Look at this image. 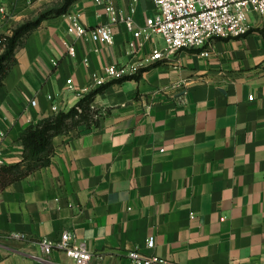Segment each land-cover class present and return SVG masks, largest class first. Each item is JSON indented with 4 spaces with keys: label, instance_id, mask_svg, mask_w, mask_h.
I'll return each instance as SVG.
<instances>
[{
    "label": "crops",
    "instance_id": "1",
    "mask_svg": "<svg viewBox=\"0 0 264 264\" xmlns=\"http://www.w3.org/2000/svg\"><path fill=\"white\" fill-rule=\"evenodd\" d=\"M62 1L0 0L1 31ZM114 2L125 15L135 8L137 25L156 11L152 0ZM69 15L86 27L110 23L97 0H74L16 49L0 83L1 165L23 161V131L57 115L53 103L67 112L79 102L68 79L97 91L96 114L52 137L47 166L0 191V264H73L39 243L64 232L86 245L90 264H132V251L165 264H264V14L248 15L244 36L178 51L99 87L94 73L133 64L154 44L129 55L125 24L113 25L108 45L69 33Z\"/></svg>",
    "mask_w": 264,
    "mask_h": 264
},
{
    "label": "built area",
    "instance_id": "2",
    "mask_svg": "<svg viewBox=\"0 0 264 264\" xmlns=\"http://www.w3.org/2000/svg\"><path fill=\"white\" fill-rule=\"evenodd\" d=\"M138 1L134 0L136 3ZM97 2L104 6L110 23L86 27L81 24L76 15H69V33L112 45L115 41L113 25L123 23L133 35V39L128 42L129 55H136L144 50L148 42L154 44V48L150 53L142 54L141 58L133 64L108 65L104 68V76L94 73L92 77L95 87L104 85L108 80L123 79L128 74L134 76L143 67L169 61L170 57L178 51L203 48L215 38L244 36L249 32L248 15L250 13L264 14V0H152L155 14L147 17L144 24L137 25L134 20V7L128 15H125L117 8L114 0H97ZM7 14L6 7L1 5L0 55L5 51L7 38L13 34V30L6 33L1 31L8 17ZM68 53L75 56L73 46H68ZM201 54L209 55L208 51H203ZM53 62L57 64L56 61ZM84 63L88 66V59H85ZM67 90L77 93L79 101L92 92L89 87L78 90L71 78L67 80ZM48 98L53 99L51 95ZM183 102H186L185 97ZM32 104L36 105V101L33 100ZM51 110L53 114H58L61 108L57 103H53ZM16 236L22 238L25 235ZM39 243L45 255L59 250L71 258L73 264H90L91 252L84 243H76L70 232L62 233L58 240L52 241L45 238ZM147 246L150 249L155 247L153 236L147 240ZM129 259L132 264L166 263L164 259L156 255H145L138 251L130 252Z\"/></svg>",
    "mask_w": 264,
    "mask_h": 264
},
{
    "label": "trees",
    "instance_id": "3",
    "mask_svg": "<svg viewBox=\"0 0 264 264\" xmlns=\"http://www.w3.org/2000/svg\"><path fill=\"white\" fill-rule=\"evenodd\" d=\"M74 0H65L64 6L60 9L41 14L35 20H29L13 29L12 36L6 40V48L0 55V83L6 76L9 68L15 62L16 49L23 43L24 39L47 17L63 14L67 11L69 3ZM135 76H130L132 78ZM125 79V78H124ZM120 79L119 81H121ZM97 91L91 92L81 99L67 112H60L45 118L38 125H30L22 133V141L25 148L22 162L11 165H0V191L11 182L20 180L34 171L47 166L53 152L52 137L63 133L71 125L88 123L94 120L96 111L91 109L93 96ZM79 109L81 111H79Z\"/></svg>",
    "mask_w": 264,
    "mask_h": 264
},
{
    "label": "rangeland",
    "instance_id": "4",
    "mask_svg": "<svg viewBox=\"0 0 264 264\" xmlns=\"http://www.w3.org/2000/svg\"><path fill=\"white\" fill-rule=\"evenodd\" d=\"M63 1L62 0H49V3H62ZM19 26V25H18ZM17 26V27H18ZM16 28V26L13 28V29H15ZM12 29V30H13Z\"/></svg>",
    "mask_w": 264,
    "mask_h": 264
}]
</instances>
